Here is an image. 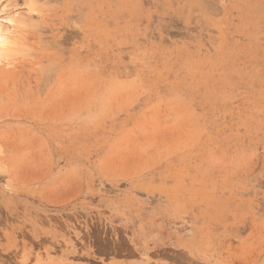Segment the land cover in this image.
Instances as JSON below:
<instances>
[{"label": "rangeland", "instance_id": "obj_1", "mask_svg": "<svg viewBox=\"0 0 264 264\" xmlns=\"http://www.w3.org/2000/svg\"><path fill=\"white\" fill-rule=\"evenodd\" d=\"M0 36V264H264V0H0Z\"/></svg>", "mask_w": 264, "mask_h": 264}, {"label": "bare ground", "instance_id": "obj_2", "mask_svg": "<svg viewBox=\"0 0 264 264\" xmlns=\"http://www.w3.org/2000/svg\"><path fill=\"white\" fill-rule=\"evenodd\" d=\"M36 1H38V0H36ZM38 3V2H37ZM31 4V3H30ZM35 4V3H34ZM42 4V3H41ZM37 5V4H36ZM43 5H45V4H43ZM49 6V5H48ZM46 7V6H45ZM0 39H1V36H0Z\"/></svg>", "mask_w": 264, "mask_h": 264}, {"label": "clouds", "instance_id": "obj_3", "mask_svg": "<svg viewBox=\"0 0 264 264\" xmlns=\"http://www.w3.org/2000/svg\"><path fill=\"white\" fill-rule=\"evenodd\" d=\"M9 23H11V21H9Z\"/></svg>", "mask_w": 264, "mask_h": 264}]
</instances>
